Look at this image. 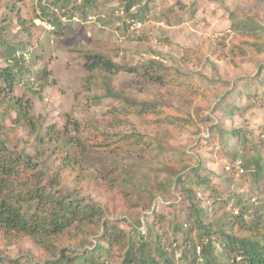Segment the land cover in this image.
<instances>
[{"label": "rangeland", "instance_id": "1", "mask_svg": "<svg viewBox=\"0 0 264 264\" xmlns=\"http://www.w3.org/2000/svg\"><path fill=\"white\" fill-rule=\"evenodd\" d=\"M120 1L84 0L73 6L72 0H0V26H6L3 34L7 32V36H0V49L7 52V42L3 41L7 40L19 49L31 50L25 80L13 81L10 96L21 98L29 107L27 115L34 121L38 137L46 136L49 127L61 130L70 125L76 144L69 142L66 148L72 157H87L88 163L84 160L81 165L82 174L103 187L96 200L109 205L106 219L119 221V229L128 236L139 229L148 242H155L159 231L180 258L185 248L173 242L184 245L186 227L197 225L189 201L183 197L181 174H191L195 189L203 191L205 184H198L194 176L198 166L200 176L211 179L227 196L230 176H226L224 165L231 166L240 154L251 167L250 174H254L255 164L250 161L254 155L264 164V70L259 68L260 62L264 63V5L255 1L247 4L252 18L246 24L254 26L248 37L243 35L247 32L238 24L240 20L229 16V8L239 7L241 0H136L131 11L133 14L137 9L136 17L117 15ZM13 2L16 8L11 12ZM49 2L58 5L57 12ZM76 6L77 15L73 16L70 8ZM48 9L65 24L57 34L62 35V44L58 39L53 44L56 37L50 39L45 29L37 26L22 32L16 29V21L21 25L23 19L40 10L48 13ZM89 16L95 18L90 20ZM132 19L139 20L137 25L133 26ZM95 53L125 64L122 70L114 71L112 85L132 99L151 101L150 106H132L131 102L106 97L101 78L97 74L90 78L92 73L85 67V62L97 61L92 58ZM4 63L0 57V64ZM41 68L47 70L49 80L40 77ZM39 83L45 85L40 90ZM223 93L229 98L217 107V97ZM14 117L16 112L8 115V125H13ZM218 128L241 130L242 136L221 133ZM140 132L148 134L151 146L124 143V136L134 139ZM17 135L15 146L34 155L37 140L24 143L30 134L22 128ZM100 141L126 146L106 150L91 146ZM82 144L86 146L83 149ZM255 187L262 195L264 178ZM103 217L81 225L75 244L78 249L106 242L102 235L109 227ZM260 222L254 232L263 246L264 218ZM199 232L192 234L196 244H200ZM220 242L216 239L221 256ZM0 252L14 259L12 264H28L29 256L32 261L40 259L30 241H23L21 248L0 243ZM191 256L189 250L188 261L180 262L193 264ZM122 259L114 251L110 263L122 264ZM100 262L95 260V264Z\"/></svg>", "mask_w": 264, "mask_h": 264}, {"label": "trees", "instance_id": "2", "mask_svg": "<svg viewBox=\"0 0 264 264\" xmlns=\"http://www.w3.org/2000/svg\"><path fill=\"white\" fill-rule=\"evenodd\" d=\"M135 1L121 0L120 7L124 13L116 12V14L130 13L136 17L137 9L133 14L131 13L136 7ZM251 1L264 5V0H241L239 7L229 8L230 11L232 10L229 15L231 20H240L238 24L247 32H244V36L254 32L252 23L246 24V21L252 18L251 9L246 10L247 4H251ZM5 7L8 8V4ZM9 8L11 12L15 11L16 4L13 2ZM70 10L73 16L77 15V6ZM38 17L48 19L55 25V29L48 31L47 35L60 36L57 34L65 24L49 9L48 13L40 10L30 19H23L21 25L18 21L16 23L21 26V32L26 31L31 26H35L34 20ZM5 28L6 26H0V36H7V32L3 34L2 31ZM3 41L7 42V45L5 44L7 52L0 49V57L5 61V65H0V243L6 247L19 246L20 248L23 241L33 243L39 251L40 259L32 261L29 256L28 264H95V260L98 259L101 260L100 264H111L110 258L114 251L119 252L123 257L122 264H183L189 259V250L192 251L190 260L193 264H264V245H261L260 239L254 232L264 218V191L262 195L258 194L260 192H255L257 188L255 186L264 178V164L260 156L254 155L250 159L251 163L255 164L254 174L248 173L251 167L245 162L243 154H236L235 161L230 163L231 166H223L226 176H230L227 185L237 186V189L233 191L231 186L226 185L225 191H229L227 196H224L221 187L215 185L211 179L200 176L198 166L194 167L196 172L194 176H197L198 184H205L203 191L195 189L191 174H181L183 197L184 200L189 201L191 214L196 216L197 225L186 227L184 245L173 242L176 247L185 248V250L182 249L184 251L180 258L176 257L175 251L170 249L171 245L167 246L168 241H163L165 235L159 231L156 233L155 242L151 240L148 242L137 228L133 235L128 236L119 229V221H109L105 218L109 205L96 200L101 190L103 191V187L99 186L95 179L82 174L81 165L84 160L88 163L87 157L84 154L82 158L72 157L70 149L66 148L69 142V144H76L70 136V125H66L61 130L54 126L49 127L46 136L38 137L35 123L27 115L29 107L25 106L21 98L10 96L14 91L13 81L16 78L20 81L25 80L24 74L26 70H29L30 58H25L24 54L27 50L19 49L18 44ZM59 42L62 41L59 40ZM92 58L98 62H85V67L92 73L90 78L94 77V74L101 78L106 97L131 102L132 106H150L151 101L132 99L121 89L117 90L112 85L114 71L122 70L125 64L115 63L104 53H95ZM160 62L164 65L163 60ZM259 68L264 70V63L260 62ZM132 71L130 69V72ZM39 75L49 80L45 68L39 69ZM45 83L50 84L48 81ZM44 86L40 85L37 89L40 90ZM217 98V107H220L229 97L223 93ZM12 112H16V117L12 118L13 125L10 126L7 120ZM19 128L28 130L30 134L24 143L29 142L31 138L37 140L38 147L34 155H30L24 147L15 146L19 138L17 135ZM78 129L79 127L75 128L77 131ZM224 129L218 128L221 133L242 136L241 130L235 129L230 133L228 129ZM147 135L146 132H140L134 139L131 136H124L123 141L127 145L136 142L148 147L153 143ZM112 143L110 145L111 143L100 141L97 145L91 144V146L96 150L123 149L126 146L118 145L117 141ZM83 147H86L85 144L81 145V149ZM77 148H80V144H77ZM237 161H241L242 172L235 164ZM251 177L254 179L252 180ZM258 187L262 189L261 186ZM102 217L107 220L105 225L109 227V231L102 235L106 242L97 243L93 248L78 249L75 244L81 235V225L97 222ZM195 230L200 231V244H196L191 239ZM216 239L221 240L219 248L224 261L217 251ZM103 255L106 257L101 259ZM180 259L186 261L180 262ZM12 263L14 259L0 252V264Z\"/></svg>", "mask_w": 264, "mask_h": 264}, {"label": "built area", "instance_id": "3", "mask_svg": "<svg viewBox=\"0 0 264 264\" xmlns=\"http://www.w3.org/2000/svg\"><path fill=\"white\" fill-rule=\"evenodd\" d=\"M55 10L58 11L57 9H55ZM120 13L122 14V13H124V11L121 10ZM34 22H35V25L38 26V27H43V28H45L47 30H54L55 29V26L48 19H45V18H37V19L34 20ZM132 22H133V26H134V25H137V23L139 21H137L135 19H132ZM24 55H25V58L28 59V54L25 53ZM262 137H264V134H262ZM240 164H241V161H238L236 163V166L239 167L240 172H242L243 169H242V167H240Z\"/></svg>", "mask_w": 264, "mask_h": 264}, {"label": "clouds", "instance_id": "4", "mask_svg": "<svg viewBox=\"0 0 264 264\" xmlns=\"http://www.w3.org/2000/svg\"><path fill=\"white\" fill-rule=\"evenodd\" d=\"M81 3H84V0H72V5L73 6H75V5H81ZM53 10H55V9H57L58 10V6L57 5H52V3L51 2H49V3H47ZM121 9L122 8H120V10L119 11H116L117 13H120V11H121ZM56 11V10H55ZM57 12V11H56ZM121 14V13H120ZM38 18H40V17H38ZM95 17L94 16H89V19L90 20H92V19H94ZM37 19V18H36ZM136 20V19H135ZM36 26V25H35ZM55 26V25H54ZM38 27V26H37ZM20 26L18 25L17 27H16V29L17 30H20ZM39 28H42V29H45V28H43V27H39ZM44 31H46V32H48V31H53V30H47V29H45ZM52 36H54V37H56V39H54V40H51V42L53 43V44H55L56 42V40L58 39V41L59 40H61L60 39V36H62V35H60V36H56V35H52ZM50 39H51V36H50ZM28 51H31L30 49H28L27 50V54H28V58H29V56H30V53H28ZM0 65H2V64H0ZM4 65H5V63H4Z\"/></svg>", "mask_w": 264, "mask_h": 264}, {"label": "crops", "instance_id": "5", "mask_svg": "<svg viewBox=\"0 0 264 264\" xmlns=\"http://www.w3.org/2000/svg\"><path fill=\"white\" fill-rule=\"evenodd\" d=\"M60 44H62L61 42H59Z\"/></svg>", "mask_w": 264, "mask_h": 264}]
</instances>
